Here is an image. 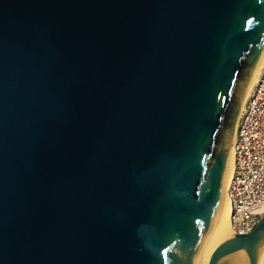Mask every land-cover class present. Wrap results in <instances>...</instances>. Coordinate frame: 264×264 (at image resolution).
Listing matches in <instances>:
<instances>
[{"label": "water", "instance_id": "obj_1", "mask_svg": "<svg viewBox=\"0 0 264 264\" xmlns=\"http://www.w3.org/2000/svg\"><path fill=\"white\" fill-rule=\"evenodd\" d=\"M263 50L264 0H0V264H195Z\"/></svg>", "mask_w": 264, "mask_h": 264}, {"label": "built area", "instance_id": "obj_2", "mask_svg": "<svg viewBox=\"0 0 264 264\" xmlns=\"http://www.w3.org/2000/svg\"><path fill=\"white\" fill-rule=\"evenodd\" d=\"M234 166L227 196L234 234L252 232L264 220V66L249 95L233 142Z\"/></svg>", "mask_w": 264, "mask_h": 264}, {"label": "bare ground", "instance_id": "obj_3", "mask_svg": "<svg viewBox=\"0 0 264 264\" xmlns=\"http://www.w3.org/2000/svg\"><path fill=\"white\" fill-rule=\"evenodd\" d=\"M263 66H264V50L262 54L259 56V60L257 62L254 73L251 77L250 83L247 86V89L242 97L240 108L236 116V119L234 121V127H233L234 138L239 120L245 108L246 101L257 82V79L261 73ZM233 166H234V152L232 147L230 149L229 159L220 184V197H221L220 208L212 225L211 231L207 237V240L196 257L195 264H207L208 259L211 253L213 252V250L216 248V246L226 238H229L233 235L230 226V202L227 196V189H228L230 177L233 172ZM262 261H264V251L261 258V263L264 264V262Z\"/></svg>", "mask_w": 264, "mask_h": 264}, {"label": "rangeland", "instance_id": "obj_4", "mask_svg": "<svg viewBox=\"0 0 264 264\" xmlns=\"http://www.w3.org/2000/svg\"><path fill=\"white\" fill-rule=\"evenodd\" d=\"M262 262H264V261H262ZM261 264H263V263H261Z\"/></svg>", "mask_w": 264, "mask_h": 264}]
</instances>
